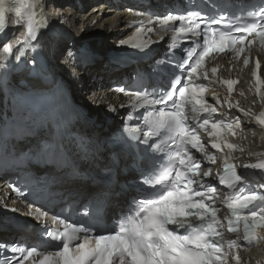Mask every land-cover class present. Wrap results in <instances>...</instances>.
Here are the masks:
<instances>
[{
	"label": "snow or ice",
	"instance_id": "6c2138e0",
	"mask_svg": "<svg viewBox=\"0 0 264 264\" xmlns=\"http://www.w3.org/2000/svg\"><path fill=\"white\" fill-rule=\"evenodd\" d=\"M15 2L17 6L10 8L6 0H0V35L6 31V12L14 11L18 25L23 26L26 33L18 54L7 44L4 51L20 61L25 48H34L33 42H39L42 30L49 25L42 0ZM148 23L174 32L173 39L191 36L198 40L192 42V48L177 65L186 74L182 73L183 78H172L167 91L117 89L130 97L132 109H143L138 117L143 122L131 126L126 123L124 132L147 145L146 156L149 150L153 154L147 156L151 161L149 167L137 166L140 179L131 186L136 195L110 219L92 205H87L83 216L77 220L52 217V224L58 227L46 232L49 241L43 246L0 242V249L12 253L4 257L3 264H229L230 253L241 245L235 239L224 241L221 229L225 221L229 233H239L242 226L247 245L258 240L257 229L264 228V193L250 187L236 167L228 163L232 152L244 149L227 141L228 134H236L233 123L213 118L218 109L205 98L207 86L199 81L201 76L209 80L205 60L214 52H232L239 59L253 45L258 44L264 50V0L253 10L246 11L243 17L202 16L197 11L169 12L157 15ZM153 31L154 28L141 24L133 37L120 44L142 51L150 41L141 37ZM243 64L245 67L249 64L247 56ZM260 67L257 59L253 76L257 95L264 99V92L260 91V86L264 85L258 74ZM216 72V68L211 69L213 76ZM224 83L231 93L238 81ZM213 96L219 104V98ZM225 102L229 109H239L238 102L235 106L230 100ZM255 119L264 127V111ZM200 130L211 138L212 149H228L223 171L216 175L219 185L229 190L223 199L220 189L204 179L212 176L211 170H203L201 160L193 155L195 150L204 160L216 163V157L208 153L201 140ZM38 148V155L61 151L60 144L51 142L38 144ZM243 167L264 173V160ZM260 187L264 188V184ZM217 203L225 206L230 214L223 220L218 216ZM39 215L46 217L48 214ZM232 259L240 264L238 252Z\"/></svg>",
	"mask_w": 264,
	"mask_h": 264
},
{
	"label": "bare ground",
	"instance_id": "6f19581e",
	"mask_svg": "<svg viewBox=\"0 0 264 264\" xmlns=\"http://www.w3.org/2000/svg\"><path fill=\"white\" fill-rule=\"evenodd\" d=\"M101 1L109 0H83V5L86 10H89L94 5H98ZM44 8L47 10L48 15L52 18L58 17V15L63 16L64 14L68 17L67 25H69V30H66V36H73L78 44L81 43L82 39L90 38L94 35L100 28H107L108 34L110 37L116 35L118 30L120 31V23L124 20L125 14L120 13L113 20L109 22H104L102 25L94 26L93 22L95 19H100L101 21L105 16L112 17L114 11H108L107 8H100V11H103V15L96 13V10L91 16H82L76 15L75 10L72 9L73 1L71 0H43ZM55 6V8H53ZM100 6V5H98ZM94 10V9H93ZM68 11V12H67ZM79 28L81 29L79 31ZM85 30V32H83ZM77 31V33H76ZM126 28L122 27L121 32H125ZM118 42V40H117ZM68 45V42L64 41V37L57 39L56 44L54 45L52 52L55 56H58L57 60H53V65L61 71L62 76L68 81L71 93L74 98L85 106V109L88 111L90 117L96 115L95 122L85 121L81 119H76L74 123L80 127L87 126L88 128L84 131L85 134H91V136H98L103 134V129L105 127L115 128L118 124H123L122 116L125 115L124 110L112 113L110 121L108 119L109 115L105 111H108L109 105L111 103L115 104L117 107H120L122 99L114 96L113 91H109L105 86L108 83V80L112 77H116V73L113 69L105 68L102 63H97L94 66H90L84 69L80 67H72L67 64L65 59L66 52L62 55L59 54L64 50L65 46ZM107 45L104 43L102 46L98 47L97 50L101 53H105ZM221 62L224 65L226 61L221 58ZM224 72V71H223ZM227 72V70H226ZM224 72V73H226ZM112 73V74H111ZM238 74L237 72H233ZM242 77H248L246 74H241ZM245 80L241 85L233 92L234 99L239 101L240 109L244 111H236V114H241L243 118V128L249 130L252 128L250 124L251 115L256 113L259 109L260 103L257 99H250L253 95V90L249 85V82ZM253 98V97H252ZM251 101L253 103H251ZM94 105L97 106L95 110ZM248 113V114H246ZM249 142L244 140H233L232 143L238 145L239 148L244 149L243 152L236 150L233 152L235 155L236 161H243L250 154L252 150H261L264 149V136L259 137L257 140V135L254 137L247 136ZM257 140V142H256ZM20 147L24 148L22 145ZM11 192H1L0 191V205H7L11 200ZM23 207V206H22ZM25 208V207H23ZM243 260L246 263L247 260H250L248 264L260 263L262 258L259 254L254 252H247L242 250ZM255 260V261H252ZM264 261V259H263ZM247 264V263H246Z\"/></svg>",
	"mask_w": 264,
	"mask_h": 264
},
{
	"label": "rangeland",
	"instance_id": "374dc122",
	"mask_svg": "<svg viewBox=\"0 0 264 264\" xmlns=\"http://www.w3.org/2000/svg\"><path fill=\"white\" fill-rule=\"evenodd\" d=\"M106 22H108V21H106ZM76 33H77V31H76Z\"/></svg>",
	"mask_w": 264,
	"mask_h": 264
},
{
	"label": "trees",
	"instance_id": "16d2710c",
	"mask_svg": "<svg viewBox=\"0 0 264 264\" xmlns=\"http://www.w3.org/2000/svg\"><path fill=\"white\" fill-rule=\"evenodd\" d=\"M81 29L79 28V31H80Z\"/></svg>",
	"mask_w": 264,
	"mask_h": 264
}]
</instances>
